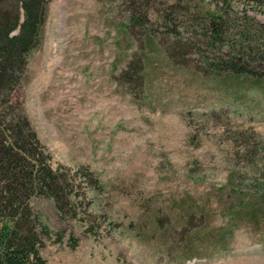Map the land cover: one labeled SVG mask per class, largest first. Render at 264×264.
I'll return each instance as SVG.
<instances>
[{
	"label": "rangeland",
	"instance_id": "374dc122",
	"mask_svg": "<svg viewBox=\"0 0 264 264\" xmlns=\"http://www.w3.org/2000/svg\"><path fill=\"white\" fill-rule=\"evenodd\" d=\"M261 46L264 0H50L16 96L94 185L34 201L49 264H264V83L221 63L256 69Z\"/></svg>",
	"mask_w": 264,
	"mask_h": 264
},
{
	"label": "trees",
	"instance_id": "16d2710c",
	"mask_svg": "<svg viewBox=\"0 0 264 264\" xmlns=\"http://www.w3.org/2000/svg\"><path fill=\"white\" fill-rule=\"evenodd\" d=\"M49 2L0 0V264H49L42 249L52 230L36 210L34 201L52 199L58 210L63 211L72 202L75 175L88 176L94 185L89 170L80 168L76 174L67 167L53 166L51 152L41 141L23 102L16 96L26 78L30 55L43 42ZM136 13L142 14L140 9L133 15ZM223 17L222 14L221 19ZM132 21L141 22L136 16ZM214 29V39L217 40L221 28L215 25ZM256 42H236V46L246 45L242 48L251 55ZM261 52L260 58H255L258 64L253 70H247L240 60H222L232 75L230 81H235L239 87L251 73L258 78L257 82L264 83V46H261ZM208 63L210 71L215 74L218 65L214 68L212 62ZM230 74H224L223 78ZM256 189L262 193L259 186ZM245 205L243 203L242 208L247 209ZM259 206L258 201L252 202L249 211L255 213ZM238 214L231 217L235 219ZM184 215L190 216L191 210Z\"/></svg>",
	"mask_w": 264,
	"mask_h": 264
}]
</instances>
